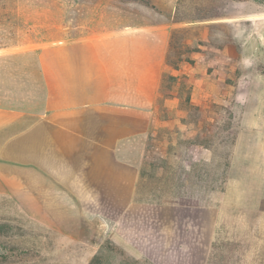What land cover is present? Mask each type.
<instances>
[{"label":"crops","instance_id":"1","mask_svg":"<svg viewBox=\"0 0 264 264\" xmlns=\"http://www.w3.org/2000/svg\"><path fill=\"white\" fill-rule=\"evenodd\" d=\"M169 41V30L160 27L1 47L0 196L55 234L91 243L99 232L101 242L150 264H206L218 210L199 192L175 198L159 191L156 168L146 162L161 123ZM223 55L239 57L231 46ZM192 103L196 116L181 111L180 119L163 122L170 132L180 124L182 179L191 175L196 186H210L207 174L213 183L226 162L222 139L230 130L223 123L231 120L220 111L206 114L204 101ZM253 131L235 144V155L264 157ZM174 167H165L168 186ZM85 247L88 264L97 248Z\"/></svg>","mask_w":264,"mask_h":264},{"label":"rangeland","instance_id":"2","mask_svg":"<svg viewBox=\"0 0 264 264\" xmlns=\"http://www.w3.org/2000/svg\"><path fill=\"white\" fill-rule=\"evenodd\" d=\"M160 27L169 30L170 41L159 88L161 123L148 141L147 165L162 180L159 191H171L175 198L202 193L203 202L215 205L219 214L213 241L226 249L239 245L249 264H262L264 157L234 152L252 128L264 147V0H0V48ZM228 46L237 51V59L223 55ZM203 80L207 83L198 87ZM201 88L204 93L197 94ZM196 98L205 102L201 108L206 114L220 111L231 120L223 123L225 132L230 130L222 139L221 159L226 162L214 182L210 172V186L201 187L191 175L182 179L180 124L171 133L163 122L180 119L181 111L196 116ZM214 100L221 101L219 106ZM165 102L175 110L168 112ZM244 117L248 122L239 121ZM167 163L177 166L169 186L164 180ZM83 243L94 245L109 264L142 263L110 241L90 243L85 236L55 234L0 196V264H85L88 248Z\"/></svg>","mask_w":264,"mask_h":264},{"label":"trees","instance_id":"3","mask_svg":"<svg viewBox=\"0 0 264 264\" xmlns=\"http://www.w3.org/2000/svg\"><path fill=\"white\" fill-rule=\"evenodd\" d=\"M139 260V259H138ZM138 260L131 261V264H150L147 260L142 259V263ZM141 260V259H140ZM88 264H109V261L103 260L102 256L94 255ZM125 264V263H119ZM206 264H249L244 258L243 250L241 246H230L226 249V246L217 241H212L210 251ZM255 264V263H254ZM264 264V263H262Z\"/></svg>","mask_w":264,"mask_h":264},{"label":"water","instance_id":"4","mask_svg":"<svg viewBox=\"0 0 264 264\" xmlns=\"http://www.w3.org/2000/svg\"><path fill=\"white\" fill-rule=\"evenodd\" d=\"M261 44H262V46H264V38H261ZM99 237H100V233L98 232L96 235H95V241H97L98 239H99Z\"/></svg>","mask_w":264,"mask_h":264}]
</instances>
